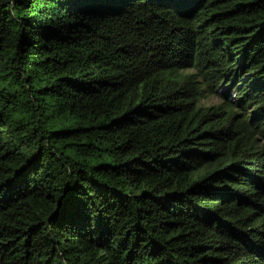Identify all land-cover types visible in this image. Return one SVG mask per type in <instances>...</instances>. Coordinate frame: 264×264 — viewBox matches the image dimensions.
<instances>
[{
    "label": "trees",
    "instance_id": "16d2710c",
    "mask_svg": "<svg viewBox=\"0 0 264 264\" xmlns=\"http://www.w3.org/2000/svg\"><path fill=\"white\" fill-rule=\"evenodd\" d=\"M0 264H264V0H0Z\"/></svg>",
    "mask_w": 264,
    "mask_h": 264
}]
</instances>
